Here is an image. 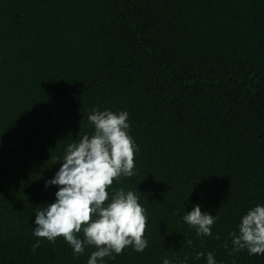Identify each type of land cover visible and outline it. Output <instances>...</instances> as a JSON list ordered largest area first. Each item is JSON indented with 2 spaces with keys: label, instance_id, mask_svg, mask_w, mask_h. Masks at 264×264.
I'll return each mask as SVG.
<instances>
[{
  "label": "trees",
  "instance_id": "trees-1",
  "mask_svg": "<svg viewBox=\"0 0 264 264\" xmlns=\"http://www.w3.org/2000/svg\"><path fill=\"white\" fill-rule=\"evenodd\" d=\"M95 108L129 113L137 175L114 187L148 215L145 251L103 264H264L229 255L264 206V0H0V264H87L33 229ZM196 206L212 236L184 222Z\"/></svg>",
  "mask_w": 264,
  "mask_h": 264
},
{
  "label": "clouds",
  "instance_id": "clouds-1",
  "mask_svg": "<svg viewBox=\"0 0 264 264\" xmlns=\"http://www.w3.org/2000/svg\"><path fill=\"white\" fill-rule=\"evenodd\" d=\"M87 119L94 131L67 145L59 171L45 185L57 186L55 201L37 208L33 234L52 244L63 238L77 257L86 248H94L87 264H103L105 258L115 260L130 247L139 253L145 251L148 215L136 192L114 187L121 178L137 175L139 148L129 134V113L95 108ZM218 218L202 212L200 206L183 216L201 238L212 236ZM229 235V255L247 250L249 255L264 256V206L250 209L242 217L238 232ZM40 246L38 239L32 245L33 253ZM228 247L225 243L224 248ZM203 256V252H197L195 259ZM187 260L186 256L185 264ZM163 264L171 262L164 259ZM207 264H216L212 252L207 254Z\"/></svg>",
  "mask_w": 264,
  "mask_h": 264
},
{
  "label": "bare ground",
  "instance_id": "bare-ground-1",
  "mask_svg": "<svg viewBox=\"0 0 264 264\" xmlns=\"http://www.w3.org/2000/svg\"><path fill=\"white\" fill-rule=\"evenodd\" d=\"M137 1H139V0H137ZM187 5H188V4H186V8H187ZM188 10H189V8H188Z\"/></svg>",
  "mask_w": 264,
  "mask_h": 264
}]
</instances>
